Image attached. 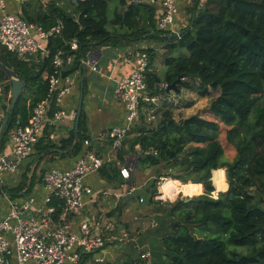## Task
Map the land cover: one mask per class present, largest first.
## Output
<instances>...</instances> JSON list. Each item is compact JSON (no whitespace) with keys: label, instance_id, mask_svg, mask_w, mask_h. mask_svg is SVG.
Listing matches in <instances>:
<instances>
[{"label":"trees","instance_id":"1","mask_svg":"<svg viewBox=\"0 0 264 264\" xmlns=\"http://www.w3.org/2000/svg\"><path fill=\"white\" fill-rule=\"evenodd\" d=\"M113 2H117V9L109 19ZM200 3L201 0H194L189 26L167 47L164 78L148 73L147 84L150 95L164 100L170 93L160 84L170 85L180 77L177 82L180 91L197 89L201 97L210 95L211 90L218 92L208 110L212 118L196 114L177 121L172 112L165 110L157 123L139 122L124 140L117 159L98 173L119 188L127 184L121 175L126 155L139 156L138 173L155 169L152 181L127 197L130 204L137 201L143 206L141 203L146 202L152 207L157 223L153 233L160 243L153 256L159 264H264V0H205L202 6ZM27 7L24 6L26 21L45 30L61 21L64 29L48 40L49 57L39 64L20 61L0 46V62L25 83L0 139V153L12 132L27 125L33 108L47 97L48 83L43 75L45 71L48 75L53 73L52 63L58 53L62 52L66 58L75 57L64 72L73 75L82 69L81 60L86 53L96 47L118 46L123 41L138 43L159 35L156 10L140 0H85L70 12L57 3H52L49 9L38 4L40 17L36 20L28 14ZM111 27L120 32L110 30ZM73 40L78 42L77 51H71ZM146 52L152 60L155 50L147 48ZM175 52L183 53L177 56ZM0 83L5 84L4 96L8 98L7 104L4 98L2 106L6 115L12 102V83L10 74L1 65ZM56 110L53 106L49 117L53 118ZM141 117L144 119L145 114ZM221 125L229 128L226 140L236 150L231 162L225 159L220 142ZM50 135L49 129H44L35 148L36 159L30 163L36 164L34 172H25L16 188L0 185V194L8 193L13 199L23 197L41 181L45 172L41 166L57 148ZM90 138L87 118L82 112L78 129L60 143L78 157L84 151L85 140ZM218 169L226 170L225 179L223 171L215 172L213 177ZM166 178L177 181L171 186L168 183L169 188L203 191V186L205 192L188 202L182 197L175 202L157 200L159 184ZM226 182L228 190L214 198L215 188L223 190ZM164 185L161 190L166 198L170 192H165ZM126 204L118 205L110 218L115 211L130 206ZM231 246L244 248L245 253L231 250ZM86 260L88 256L83 262ZM146 261L139 255L122 264H147Z\"/></svg>","mask_w":264,"mask_h":264},{"label":"built area","instance_id":"2","mask_svg":"<svg viewBox=\"0 0 264 264\" xmlns=\"http://www.w3.org/2000/svg\"><path fill=\"white\" fill-rule=\"evenodd\" d=\"M15 1L23 5L28 0ZM154 1L159 3L162 10L157 22L158 29L171 31L179 14L176 0ZM5 10V1L0 0V46L23 62H31L40 55L48 58L50 53L46 42L62 33L63 23L58 21L45 30ZM78 49V42L73 40L71 51ZM74 58L73 55L66 58L62 52L54 57L53 73L46 79L47 97L33 108L28 124L12 132V150L0 153V178L5 173H18L24 162L33 155L53 106L57 110L51 124L56 125L66 117L61 107L64 98L72 92L75 80L74 74L64 75V68L71 66ZM122 59L133 64L134 69L127 78L116 83L115 99L124 106L125 119L122 126L109 131L108 137L112 140L110 151L105 157L99 155L92 149L91 139L85 140L84 151L71 168H50L44 172L41 183L46 194L42 201L32 194L18 201L3 193L7 211L0 218V264H80L86 256L100 264L105 262L104 253L108 247L118 248L121 243L130 241L127 231H121L120 235L103 216L86 219L77 231L71 223L73 217L82 215L87 205L96 201L94 191L85 184L86 178L98 173L115 158L129 132L139 122L144 104H152L159 99L150 95L148 90L147 74L151 58L146 49L132 50ZM93 71H98L96 62ZM160 87L168 88V85L162 84ZM121 175L127 181L125 195L133 194L137 187L132 182V170L123 168ZM87 196L91 197L90 200H86ZM140 201L143 202L142 199ZM140 257L150 259L151 252H142Z\"/></svg>","mask_w":264,"mask_h":264},{"label":"crops","instance_id":"3","mask_svg":"<svg viewBox=\"0 0 264 264\" xmlns=\"http://www.w3.org/2000/svg\"><path fill=\"white\" fill-rule=\"evenodd\" d=\"M4 1L6 13L17 14L24 18V6H28V14L31 15L35 20L40 17V12L37 9L38 4L49 9L48 6L52 5V3H57V6H63L70 12L73 11L80 2H82H77L76 0H28L25 4L20 5L15 0ZM204 1L205 0H201V2ZM193 2L194 0H176L177 6L179 8V14L177 15L175 27L171 31H167L168 33L160 32L157 26V29L159 31V35L157 37H151L138 43H127L123 41L118 46L108 45L96 47L86 53V56L82 59V69L74 74V88L72 92L63 100L61 110L65 112L66 117L59 121L56 125H54L51 124L52 122L50 121H52V118L48 115L45 129L47 128L51 132L50 140L53 144H56L57 148L52 151V156H50L47 161H44L41 168L46 171L50 168L68 169L74 165L77 156L73 155L71 150L63 149L60 142L69 138L71 133L78 129L77 115L80 106H82L81 113L83 112V114L87 118V128L88 133L91 136L90 139L92 149L99 155H102L104 157L108 154V152L110 151V139L108 137L109 131L115 127L122 126L125 119V108L115 99L114 92L116 83L127 78L134 69V65L124 61L122 59V56L135 49H154L155 52L152 54L153 59L151 60L150 71L148 73L157 74L161 78H164L166 71L165 58L169 54L167 47L175 37H179L181 35L182 30L189 26L192 17L190 9L193 6ZM142 3L151 5L156 10L157 24L158 19L162 13L159 3L155 2L154 0H149L148 2ZM111 4L112 13L114 15L115 10L117 9V2H113ZM110 30L116 31L117 33L120 32L117 28L111 27ZM47 42L46 45L48 44ZM182 53L183 52H175V55L179 56ZM41 59L43 58L40 55L38 58L33 59L32 62H34L35 64H39ZM94 62H96L98 65L97 72L93 71ZM69 68L70 66L66 65L64 70L68 71ZM38 70H41L39 65ZM48 76L49 75L47 74V71H45L43 79L46 81ZM162 84L164 83H161L160 86ZM4 85V83H0V97H2ZM184 90L185 89H182L181 91L184 92ZM173 93L176 94V92ZM170 97L171 96L169 94L167 99L170 100ZM4 98L6 99L5 96ZM12 148L13 144L10 137L1 153L9 152L12 150ZM138 157L139 156L135 155H126L125 163L123 166H121V169L127 168L129 170H132V182H134L138 171ZM35 159L36 149L34 150L33 155L24 162L18 173L2 174L0 178V185L8 187L9 189L18 187L23 180V174L25 172H34L36 164H33V166H31L30 163H32ZM116 159L117 156H115V158L110 163H112ZM150 171V169L145 170L144 175H148ZM165 180L168 179H164L163 182ZM146 182H144L142 185L146 184ZM134 183L135 186L137 185V190H140L142 188V185H139L136 182ZM85 184L91 187L94 191L93 198L96 199V201L95 203L88 204L86 210L82 215L73 217L71 219V223L74 229L77 231L79 225L82 224L86 219L92 216L99 215L97 214V211L104 212L106 216L103 217L108 222L110 221L114 225L113 220L110 218L109 214H107L108 210L104 208V203L107 200H104L103 195H111L110 193L112 191L117 192L118 190L125 193L126 184L117 188L114 185L108 183L106 180L102 179L99 173L88 176L85 180ZM107 186H109L110 189L106 190ZM228 188L225 191L220 192H226ZM220 192L216 193L219 194ZM30 194L37 196L38 200L42 201L46 192L43 190L41 181H38L34 184L33 189L29 194L23 197H16L15 200L21 201ZM117 195L118 194L116 193L114 194L116 198ZM217 197L218 196H216V198ZM90 198L91 197L87 196L86 200H90ZM6 211L7 203L4 201L2 192V194H0V218L6 213ZM115 228L117 229V231L119 230L118 225H116ZM139 244L143 246L138 238H132L125 245H121L118 248L108 247L104 253L105 262L100 264H122L137 259L142 252H151V249L148 250L145 247H141ZM89 259L91 260V262H94L92 258ZM156 263L158 262L151 260L150 264Z\"/></svg>","mask_w":264,"mask_h":264},{"label":"rangeland","instance_id":"4","mask_svg":"<svg viewBox=\"0 0 264 264\" xmlns=\"http://www.w3.org/2000/svg\"><path fill=\"white\" fill-rule=\"evenodd\" d=\"M111 5L112 4H110V9L108 13L109 19H112L114 17L112 13ZM3 94H4V91L2 92V97H0V124L5 118V110L2 108L3 102H4ZM218 95H219L218 92H215L213 90H211V94L206 97H201L198 94L197 89L195 90L185 89L184 92L180 91L176 94L172 92L170 93V96H171L170 100L168 99L164 100L161 97L160 99L156 100L155 103H152L153 107H144L142 113L145 114V117L144 119H141L142 118L141 117L142 113H141L139 122L157 123L161 118L162 112L165 110H169L170 112H172L174 118L177 121H182L196 114L201 115L203 118L211 119L212 115L208 112V110H209L210 104L212 103L214 99H216ZM5 103L6 104L8 103V98L5 100ZM228 129H229L228 127L221 125L220 142L222 143L224 150H225V159L231 162L234 160L236 156V150L226 140V134H227ZM220 171H223L222 174L225 179L226 178L225 169H218L214 171L213 177L215 176L214 174L215 172H220ZM138 172L139 171H137V175L135 177V182L139 185H142L144 182L147 181L146 184L142 185V188L144 189L150 182L149 180L152 181L155 175V169H152L149 172V174L146 176L144 175V173H138ZM216 175H219V173H217ZM217 177L219 176H216V179L218 180ZM166 179L168 180H165L164 182L161 181L163 183L159 184L158 192L160 193L161 191L162 196H160V194L157 195L156 197L157 200H163L164 202H175L179 197L193 198L194 196L202 195L205 192L203 186H202L203 191L191 190V189H187L183 187L177 190L174 187H171L172 188L171 189L169 188V185L171 186L172 183H176L177 181L172 180L171 178H166ZM162 184H165L164 185L165 192H168V191L170 192V194L166 198L163 195V192L161 190ZM227 186L229 185L226 182L224 189L221 191H225L227 189ZM107 189H110L109 186L106 187V190ZM216 192H220V191L216 190L215 188V191L213 193V197L215 196V198L216 196H218V193ZM115 193L118 194L117 198L114 196ZM123 193H124L123 191L118 190L117 192L112 191L110 193L111 195L109 194L103 195L104 200H107L104 203L105 205L104 208L108 210L107 214H111V212H113L114 209L120 204L122 205L125 202L127 203L126 206L130 204V200H128V197H127L128 195L125 196V193L124 194ZM160 197L163 199H161ZM141 204L143 206H139L140 204H138L137 201L131 202L130 206H127L124 211H118V210L115 211V213L111 216V219L114 222V226L118 225L119 230L117 232H120V235L123 231H127L130 234V240L132 238L133 239L138 238L140 243L143 244V246L139 244L141 247H145L148 250L151 249L152 257L150 259H147L146 261L147 264H150L151 260L157 261L155 257L153 256V254L154 252L159 251L158 249L160 248V243H159L158 236L153 233L154 229L157 226V223L155 220H153L155 214L152 212V207L147 205L146 202L141 203ZM97 214L102 215L104 217L106 216L104 212L97 211ZM111 245H114V244H111ZM230 249L237 250L240 253H245L244 248H240V247L236 248V247L231 246ZM80 264H97V263L91 262V260L88 259L85 262H82Z\"/></svg>","mask_w":264,"mask_h":264},{"label":"water","instance_id":"5","mask_svg":"<svg viewBox=\"0 0 264 264\" xmlns=\"http://www.w3.org/2000/svg\"><path fill=\"white\" fill-rule=\"evenodd\" d=\"M1 67L7 71L10 76H11V83H12V89H11V98H12V102L11 105L5 115V118L3 120L2 126L0 128V139L3 136V134L5 133V131L8 128V121H9V117L10 114L14 111L20 97L22 96L23 92H24V87H25V83L24 81L18 76L16 75V73L9 67L5 66L4 64H2L0 62ZM181 77L174 83L168 85L167 88V93H171V92H180V90L177 89V82L181 81ZM81 109L82 106L79 107L78 110V115H77V125L79 123L80 120V113H81ZM155 156H157V153H154ZM190 201V197H188L186 199V202Z\"/></svg>","mask_w":264,"mask_h":264}]
</instances>
